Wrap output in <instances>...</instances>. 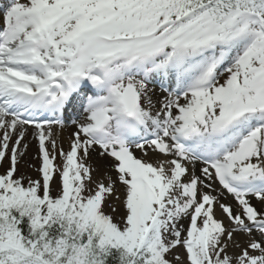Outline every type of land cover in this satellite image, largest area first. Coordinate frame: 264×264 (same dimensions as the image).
Instances as JSON below:
<instances>
[{
    "label": "snow or ice",
    "instance_id": "6c2138e0",
    "mask_svg": "<svg viewBox=\"0 0 264 264\" xmlns=\"http://www.w3.org/2000/svg\"><path fill=\"white\" fill-rule=\"evenodd\" d=\"M9 154L0 264H264V0H0Z\"/></svg>",
    "mask_w": 264,
    "mask_h": 264
},
{
    "label": "bare ground",
    "instance_id": "6f19581e",
    "mask_svg": "<svg viewBox=\"0 0 264 264\" xmlns=\"http://www.w3.org/2000/svg\"><path fill=\"white\" fill-rule=\"evenodd\" d=\"M153 87L155 88L157 96L159 98L162 99L164 95H167V93L161 91V89H160V87L158 85H153ZM32 131H33V129L29 128L28 136H27L26 140L24 141V143H28L29 147L26 150V152H25V154H24V156L22 158L23 161H26L29 164L37 162V160H38L37 159L38 158V151H39L38 150V142H37V152H36V149H35L36 146H35V142L33 140L34 138L32 136ZM73 131H74V127L73 126H69V127L65 128L62 131L61 143L63 144L64 148L68 149V147H69V137L71 136ZM139 153L140 152H138V154ZM150 157L152 159L155 158L154 155L149 156L148 159H150V160H151ZM39 161H40V158H39ZM197 174H199V172ZM214 187L217 188V190L222 193L223 196L221 195V198H222V200L225 203L232 204L234 207L236 206V202H235L233 196L231 194L227 193L226 190L221 189V187H220L218 182H216ZM253 203L257 204V206H259V202L258 201L254 200Z\"/></svg>",
    "mask_w": 264,
    "mask_h": 264
},
{
    "label": "rangeland",
    "instance_id": "374dc122",
    "mask_svg": "<svg viewBox=\"0 0 264 264\" xmlns=\"http://www.w3.org/2000/svg\"><path fill=\"white\" fill-rule=\"evenodd\" d=\"M34 140V142H35V149H36V152H37V140L36 139H33ZM65 150H67V148H65ZM137 155L138 156H141L142 155V153H139L138 154V152H137ZM153 154L152 153H149V156H152ZM148 156V157H149ZM147 157V158H148ZM151 158V157H150ZM38 160H37V162H34V163H31V164H29L28 162H26V161H23V160H21V162H20V164H19V166H18V172H17V175H24L25 177H30V178H32V179H39V178H41L40 177V173L37 171V169L40 167V161H39V156H38V158H37ZM152 159V158H151ZM10 167V154H9V156L8 157H6V159L2 162V163H0V173H3L7 168H9ZM25 183H27V181H25ZM217 189V188H216ZM122 190V189H121ZM217 192H219L218 190H217ZM221 193V192H220ZM223 196V195H222ZM221 200H222V198H221ZM254 201V200H253ZM222 202H224L223 200H222ZM218 215H220V213H219V211H218V213H217ZM183 224H184V226H185V228L188 226V223H189V221L188 220H185V221H183L182 222ZM178 252L181 254V255H183L184 254V249L183 248H180V249H178Z\"/></svg>",
    "mask_w": 264,
    "mask_h": 264
}]
</instances>
